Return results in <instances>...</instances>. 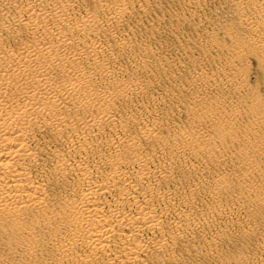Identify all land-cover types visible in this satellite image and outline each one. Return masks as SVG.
<instances>
[{"label":"rangeland","instance_id":"374dc122","mask_svg":"<svg viewBox=\"0 0 264 264\" xmlns=\"http://www.w3.org/2000/svg\"><path fill=\"white\" fill-rule=\"evenodd\" d=\"M32 2L0 0V48L19 54L24 47L36 50L46 41L56 39L52 38L55 26L51 29V23L41 25L36 31L28 24L29 7L43 8L52 18L62 12L73 27L86 15H92L97 22V33L91 32L89 40L95 38L102 45L97 58L114 70V80L138 83L145 88L142 93L115 98L119 131L124 125L126 132L143 138L144 127L157 122H161L158 130L166 139L179 131H204V135L199 137L205 147L202 153L188 150L187 153L172 154L163 148L164 143L158 145L145 140V137L142 139V153L151 156L152 168L174 165L173 180L163 181L158 189L169 194L174 192L177 196L153 200L151 206L160 213L165 212L169 225L180 220V215L186 212L192 213L195 219L203 217L200 223H211L212 226L205 229L198 227L202 226L200 223L196 228L187 224L184 227V224L180 233L188 236L177 239L175 245L167 250V256H156L148 262L141 259L136 264H225L223 260L233 264L232 256L244 251L248 241L252 248L263 240L264 208L249 200L250 190L246 185L263 177L264 155L251 156L258 166L253 177L246 178L245 157L249 153L242 154L248 147V142L243 140L247 134L256 137L264 133V121L261 126L252 127L256 118L264 116V70L260 60L249 57L237 60V70H247L245 90L223 85L227 80L224 68L232 56L230 32L241 37L251 34L239 25L240 15L235 1L126 0L122 23L109 20L111 13L103 4H109L110 0ZM55 22L58 23V19ZM70 25L69 36H78ZM214 40L227 47H217ZM93 86L97 91L109 90L105 79L99 75ZM246 95L251 100H246ZM202 96L210 99L221 96L227 99L228 106L237 105L239 112L224 121L226 128L216 129L207 123L209 107L196 103V99ZM253 104L258 109L251 112L249 108ZM232 124L239 125V129H231ZM97 131L95 127L92 142L98 148L104 147V153L112 155V146L107 140L112 139L116 132L111 130V126H104L100 135ZM60 139H43L42 144L47 140L46 148L39 153V160L30 166L35 180H44L43 175L49 176L45 186L51 197L50 209L27 217L25 223L29 227L34 225L32 218L36 225L25 231L14 232L10 225L1 222L0 264H77V260L65 258L59 251L60 245L70 241L71 236L68 223L58 212L62 202H77L82 196L81 191L88 185L79 181L76 169L62 172L56 156L62 153L68 162H72L75 153L71 152L73 146L66 137ZM87 160L93 179L104 180L111 167L98 164L93 156ZM136 169V165L130 167L132 171ZM220 184H225L227 189H221ZM137 194L143 198L149 193L140 190ZM119 197L117 191L108 199L116 202ZM235 197H239L240 202L234 201ZM190 199L193 201L187 204ZM217 209L223 211L220 216ZM168 228L166 226V230ZM250 228L252 237H255L253 240L236 239L242 231L247 233ZM153 235L147 232L145 238ZM221 251L223 255L219 256ZM87 253L84 248H76L73 255L77 258ZM94 264L103 262L98 260Z\"/></svg>","mask_w":264,"mask_h":264},{"label":"bare ground","instance_id":"6f19581e","mask_svg":"<svg viewBox=\"0 0 264 264\" xmlns=\"http://www.w3.org/2000/svg\"><path fill=\"white\" fill-rule=\"evenodd\" d=\"M31 1L33 4L40 0ZM234 1L240 15L239 25L251 34L241 37L230 32L232 56L224 68L227 80L223 85L225 88L245 90L247 70H237V60L256 58L264 70V0ZM125 4L126 0H110L109 4H103L111 13L110 21H124ZM27 11L28 24L35 31L41 25L51 23V29L55 26L52 38L56 39L46 41L36 50L24 47L19 54L0 48V224L10 225L14 232L25 231L36 225L32 218L34 225L29 227L25 223L27 217L50 209L51 197L45 186L49 176L43 175L44 180H35L30 166L39 160V153L46 148L47 140L42 144L43 139L66 137L73 146L71 152L75 156L72 162H68L60 153L56 156L59 157V167L67 173L76 169L79 181L88 186L81 191L82 196L77 202L60 204L62 208L58 215L68 223L71 236L70 241L59 247L63 257L77 260V264H94L98 260L103 264H136L141 259L148 262L156 256H167V250L175 245L177 239L188 236L180 233L184 224V227L192 225L194 228L202 224L198 227L205 229L212 226L211 223H200L203 217L195 219L192 213L186 212L180 215V220L169 225L165 212L160 213L151 206L153 200L177 196L174 192L169 194L158 189L163 181L173 180L174 165L152 168L151 156L143 154L140 146L145 137V140L158 145L164 143L163 148L172 154L187 153L188 150L202 153L205 147L199 137L204 135V131H179L166 139L158 130L161 122L144 127L143 138L126 132L124 125L119 131L115 98H126L130 93L139 94L145 88L138 83L114 80V70L97 58L102 45L95 38L89 40L91 32L97 33L95 17L86 15L73 27L62 12L52 18L43 8L33 6ZM69 25L78 36H69ZM214 41L219 48L227 47L223 42ZM98 75L105 79L109 90L97 91L94 88ZM244 98L251 100L247 95ZM196 100L197 104L209 107L206 111L207 123L216 129L226 128L224 121L239 112L237 105L228 106L227 99L221 96L215 99L202 96ZM257 109L258 106L253 104L249 111ZM263 121L264 116L256 118L252 127L261 126ZM104 126H111V130L116 132L112 139L107 140L112 146L110 156L104 153V147L98 148L92 142L95 127L100 135ZM230 128L237 131L239 125L232 124ZM243 140L248 142V147L242 154L249 153L245 157L244 176L252 178L258 165L251 160V156L264 155V133L256 137L247 134ZM91 156L98 164L111 167L102 181L92 177L93 171L87 160ZM134 165L137 169L130 170ZM225 184L219 185L221 189H227L229 184ZM246 186L250 190L249 200L264 208V175L258 180H251ZM140 190L149 194L141 198L137 194ZM117 191L120 194L118 200L110 201L109 195ZM192 201L188 200L187 204ZM234 201L240 202L239 197H235ZM191 206L194 207L193 204ZM216 212L219 216L223 213L219 209ZM253 230L256 234L255 227ZM251 231V228L247 233L242 231L236 239L244 237L253 240L255 237H252ZM147 232L154 235L146 239ZM247 245L244 251L232 256L231 263L264 264V238L255 247L250 248L249 241ZM76 248H84L88 253L76 258L73 255ZM248 248L250 250L246 251ZM222 262L227 264L229 260Z\"/></svg>","mask_w":264,"mask_h":264}]
</instances>
